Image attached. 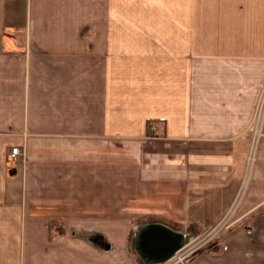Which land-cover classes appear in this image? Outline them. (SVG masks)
I'll use <instances>...</instances> for the list:
<instances>
[{
  "label": "crops",
  "instance_id": "crops-1",
  "mask_svg": "<svg viewBox=\"0 0 264 264\" xmlns=\"http://www.w3.org/2000/svg\"><path fill=\"white\" fill-rule=\"evenodd\" d=\"M263 89L264 0H0V264H264Z\"/></svg>",
  "mask_w": 264,
  "mask_h": 264
},
{
  "label": "built area",
  "instance_id": "built-area-1",
  "mask_svg": "<svg viewBox=\"0 0 264 264\" xmlns=\"http://www.w3.org/2000/svg\"><path fill=\"white\" fill-rule=\"evenodd\" d=\"M263 124H264V89L261 92V95L259 97V100H258V103H257L256 112H255V116H254V120H253L254 134H253V139H252V143H251V146H250V150H249V153H248V161H250V162L254 158L256 145H257V143L259 141L260 136L262 135ZM19 154H22V151H21L20 147L19 146H13L11 148L10 152H9V157L11 159H14ZM194 244L193 245H189L188 248L180 249L177 252V255L172 260V262L181 261L183 259L184 252L192 249V246H194Z\"/></svg>",
  "mask_w": 264,
  "mask_h": 264
},
{
  "label": "rangeland",
  "instance_id": "rangeland-1",
  "mask_svg": "<svg viewBox=\"0 0 264 264\" xmlns=\"http://www.w3.org/2000/svg\"><path fill=\"white\" fill-rule=\"evenodd\" d=\"M217 231H215V230H212V231H210L208 234H206V236H204V238H206V237H210V235L211 234H214V233H216ZM190 233H193L192 235H194L195 234V232H190ZM135 237V236H134ZM191 240V239H190ZM189 240V241H190ZM194 241V240H193ZM192 243H190V244H188V245H186V246H182V247H180V248H177V249H175L174 250V252L172 253V256H170L168 259H167V261L166 262H164L165 260H163V261H161V262H157V263H155L154 262V264H166V263H168L169 261H171V262H169L168 264H170V263H172V260L171 259H173V257H175L176 255H177V252L180 250V249H184V248H188L189 247V245H191Z\"/></svg>",
  "mask_w": 264,
  "mask_h": 264
},
{
  "label": "trees",
  "instance_id": "trees-1",
  "mask_svg": "<svg viewBox=\"0 0 264 264\" xmlns=\"http://www.w3.org/2000/svg\"><path fill=\"white\" fill-rule=\"evenodd\" d=\"M56 224V222H54V221H50L49 223H48V226H49V229H52L53 228V226ZM56 226H57V224H56ZM61 226H59V228H60ZM58 228V230H59V232H63L61 229H59Z\"/></svg>",
  "mask_w": 264,
  "mask_h": 264
}]
</instances>
